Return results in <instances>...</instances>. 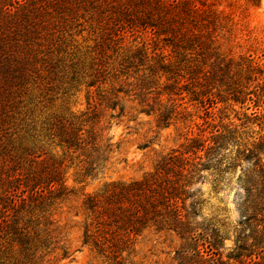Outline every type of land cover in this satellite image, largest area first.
<instances>
[{
    "label": "trees",
    "instance_id": "trees-1",
    "mask_svg": "<svg viewBox=\"0 0 264 264\" xmlns=\"http://www.w3.org/2000/svg\"><path fill=\"white\" fill-rule=\"evenodd\" d=\"M210 17L191 0H0V264H43L58 250L61 259H68L71 248L55 218L73 193L66 184L67 164L73 157L80 159V174L95 177L114 154L111 139L98 129L103 102L91 112L48 124V136L62 148L63 157L18 151L12 142L27 114L25 101L34 91L52 90L61 72L85 59L93 71L89 87L106 84L105 76L120 82L108 108L115 111L120 94L134 91L138 99L143 97L141 112H157L164 127L182 115L178 101L185 100L184 93L190 95L189 102L204 108L201 118L207 120L218 103L244 105L241 88L229 85V98L221 102L211 94L217 77L207 60L215 59L212 66L219 57L213 42L205 39ZM148 34L153 45L143 38ZM138 39L142 42L135 45ZM223 68L219 66L220 71L229 70L230 64ZM152 94L154 104L149 102ZM120 109L122 115L125 108ZM207 120L200 137L172 150L153 172L112 184L83 202L76 217L84 219L83 245L97 258L127 264L136 256L138 238L155 230L172 232L181 240L178 264H264V123L257 124L263 133L259 141L231 159L227 152L236 145L234 132L213 126L211 137H206L211 127ZM239 160L253 163L242 181L247 231L238 234L224 257L221 227L204 216L202 186L212 178L214 192H221L225 176Z\"/></svg>",
    "mask_w": 264,
    "mask_h": 264
},
{
    "label": "rangeland",
    "instance_id": "rangeland-1",
    "mask_svg": "<svg viewBox=\"0 0 264 264\" xmlns=\"http://www.w3.org/2000/svg\"><path fill=\"white\" fill-rule=\"evenodd\" d=\"M191 1L211 15L209 21L205 22L204 30L210 31V35L205 39L213 42L219 57L216 65L211 66L215 59L207 60L213 76L217 77L214 81L216 88L211 94L215 96L217 102L226 100L229 98L227 88L231 85L232 90L243 89L246 103L234 104L230 100L218 103L211 109L212 117L207 120L201 118L205 115L204 108L201 105H193L189 102L190 95L184 93L182 98L185 100L178 101L182 115L170 126L164 127L158 123L157 112L150 115L141 112L143 108L139 105V99L143 97L138 99L134 91L120 94L121 102L115 111L108 108V104L111 105L115 101L117 92L113 89H117L120 82L105 76L106 84L89 87L93 71L89 67L90 60L85 59L79 63L75 61V64H78L74 69L68 68L61 72L52 90L42 94L34 91L25 101L27 114L19 125L20 132L12 142L15 149L20 152L27 149L35 155L63 157L62 148L48 136L46 131L48 124L56 118L71 119L91 112L100 102H103V105L98 110L103 119L98 129H103L105 137L111 139L114 145L110 164L95 177L86 178L80 174V159L73 157L68 162L66 184L73 193L60 206L55 218L71 248V256L68 259H61V251H54L45 258L43 264H107L103 259L97 258L89 246L83 245L84 219L81 215L76 217L83 202L88 196L103 192L112 184L129 183L153 172L164 156L172 150L180 149L189 139L198 137L200 131L207 126L204 125L206 120L211 125L204 133L206 137H211L209 132L213 130V126L225 127L234 132L236 145L229 146L227 152L231 159H235L237 151L243 150L245 146L252 148L263 135L262 128L257 124L264 123V119L259 120L264 114V0ZM208 22H212L211 25ZM151 37L148 34L143 38L153 45ZM130 41L132 42L133 38L129 39ZM141 42V39H138L135 45ZM206 59L209 57L206 56ZM222 61L224 63L219 65ZM227 63L230 64V69L220 71L219 66L224 69ZM135 77L139 78L136 75ZM132 81L139 82L136 79ZM162 82H166L165 78ZM226 83L228 87L224 85ZM98 86L104 92L97 90ZM125 90L127 91V88ZM247 94L253 101L248 100ZM150 97H152L149 100L150 104H154L155 94ZM161 99L167 104L166 96ZM122 106L125 112L121 115ZM111 115L114 117L111 118ZM234 163L233 170L225 176L224 189L221 192H214L212 178L202 186L206 201L204 216L214 218L221 227L225 246V249H222L224 257L234 248L238 234L247 231L241 210L247 196L242 181L253 169V163L245 160ZM180 247L181 240L174 233L151 230L138 238L136 256L131 257L127 264H178L176 251Z\"/></svg>",
    "mask_w": 264,
    "mask_h": 264
}]
</instances>
